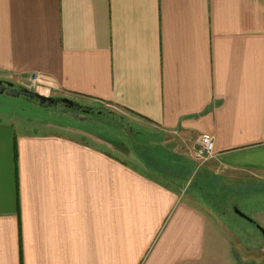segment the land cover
Segmentation results:
<instances>
[{
	"label": "crops",
	"instance_id": "crops-1",
	"mask_svg": "<svg viewBox=\"0 0 264 264\" xmlns=\"http://www.w3.org/2000/svg\"><path fill=\"white\" fill-rule=\"evenodd\" d=\"M0 80L176 135L186 190L264 182V0H0ZM15 117L0 112V264H204L201 188Z\"/></svg>",
	"mask_w": 264,
	"mask_h": 264
},
{
	"label": "rangeland",
	"instance_id": "rangeland-1",
	"mask_svg": "<svg viewBox=\"0 0 264 264\" xmlns=\"http://www.w3.org/2000/svg\"><path fill=\"white\" fill-rule=\"evenodd\" d=\"M93 109V113L84 115L86 119L79 120L62 113L59 106L44 108L35 100L22 95L19 98L0 95V112L14 118L19 115L28 119H43L66 132L83 135L84 138L97 140L98 143L104 142L109 153L153 176L166 178V181L182 190L185 198L192 197L196 200L197 196L193 194L195 189L186 190L187 181L183 176L184 172L189 177L190 169L194 172L189 164L195 163L185 157V151L179 147L174 150L176 152H171L173 145L166 143L176 135L143 129L128 115L119 114L114 107L97 106ZM164 169L171 170L169 174L166 173L167 177L162 173H165ZM205 182V185L201 183L200 186L204 187L203 190H195L201 194V200L206 202L202 208L208 214V237L212 242L209 244V253L204 264H264L263 233L234 209H239L257 222L260 221L261 209H264V182H230L225 186L217 185L211 179Z\"/></svg>",
	"mask_w": 264,
	"mask_h": 264
},
{
	"label": "water",
	"instance_id": "water-1",
	"mask_svg": "<svg viewBox=\"0 0 264 264\" xmlns=\"http://www.w3.org/2000/svg\"><path fill=\"white\" fill-rule=\"evenodd\" d=\"M4 94L12 98H19L22 95L23 97L28 98L30 100H35L36 103H38L41 107L44 108L57 107L59 105H62V113L69 114L79 120H84L86 117L77 113L75 114L73 111H82L85 114H90L94 111L92 106L84 105L79 101L73 99H69L66 97H49L37 91H33L25 86H16L13 82L0 80V95ZM234 209L235 212L241 217L249 221H254L252 218L239 211V209ZM258 228L264 235L263 227L260 226Z\"/></svg>",
	"mask_w": 264,
	"mask_h": 264
},
{
	"label": "built area",
	"instance_id": "built-area-1",
	"mask_svg": "<svg viewBox=\"0 0 264 264\" xmlns=\"http://www.w3.org/2000/svg\"><path fill=\"white\" fill-rule=\"evenodd\" d=\"M35 80V76L33 77ZM201 149L195 152V156L198 160L207 161L213 157L214 141L210 136H202L200 138Z\"/></svg>",
	"mask_w": 264,
	"mask_h": 264
},
{
	"label": "trees",
	"instance_id": "trees-1",
	"mask_svg": "<svg viewBox=\"0 0 264 264\" xmlns=\"http://www.w3.org/2000/svg\"><path fill=\"white\" fill-rule=\"evenodd\" d=\"M102 114H103V113H102ZM111 114H112V115H115V116L117 115V114H115V113H111ZM103 115H104V114H103ZM164 170H165L164 175H166V173L169 174V173L171 172V170L169 171L168 169H167V170L164 169ZM183 174H184L183 176L185 177L184 179H185L186 181H188V178H189V177H186V176H185L186 174H185L184 172H183ZM166 176H167V175H166ZM207 181H209V180H207ZM205 183H206V182H202L203 185H205ZM200 186H202V185H200V179H199V177H198V178H193L191 184L189 185V189H190V188H191V189H192V188H194V189H196V188L200 189ZM203 189H204V187L201 188V190H203ZM250 222L254 223L257 227H260V226H261V225H260L257 221H255V220H254V221H250ZM261 227H262V226H261ZM263 229H264V227H263Z\"/></svg>",
	"mask_w": 264,
	"mask_h": 264
},
{
	"label": "flooded vegetation",
	"instance_id": "flooded-vegetation-1",
	"mask_svg": "<svg viewBox=\"0 0 264 264\" xmlns=\"http://www.w3.org/2000/svg\"><path fill=\"white\" fill-rule=\"evenodd\" d=\"M58 107V106H57ZM59 107H60V109H62V105H59ZM75 114L77 113V114H80V115H82V116H84V115H88V114H85V113H83L82 111H73ZM94 112V111H93ZM93 112H91V113H93ZM69 115V114H68ZM71 116V115H70ZM87 118V117H86ZM85 118V119H86Z\"/></svg>",
	"mask_w": 264,
	"mask_h": 264
}]
</instances>
